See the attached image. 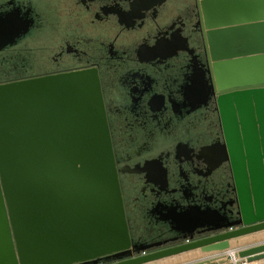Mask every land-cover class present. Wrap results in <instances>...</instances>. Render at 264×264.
I'll return each mask as SVG.
<instances>
[{"label": "water", "instance_id": "obj_1", "mask_svg": "<svg viewBox=\"0 0 264 264\" xmlns=\"http://www.w3.org/2000/svg\"><path fill=\"white\" fill-rule=\"evenodd\" d=\"M200 9L236 217L187 211L173 216L183 241L133 242L98 73L2 82L0 264H148L225 252L232 239L264 231V0H200ZM238 256L264 263V243L240 247Z\"/></svg>", "mask_w": 264, "mask_h": 264}, {"label": "flooded vegetation", "instance_id": "obj_2", "mask_svg": "<svg viewBox=\"0 0 264 264\" xmlns=\"http://www.w3.org/2000/svg\"><path fill=\"white\" fill-rule=\"evenodd\" d=\"M0 83L95 70L135 243L175 245L187 211L236 217L200 0H0Z\"/></svg>", "mask_w": 264, "mask_h": 264}, {"label": "crops", "instance_id": "obj_3", "mask_svg": "<svg viewBox=\"0 0 264 264\" xmlns=\"http://www.w3.org/2000/svg\"><path fill=\"white\" fill-rule=\"evenodd\" d=\"M250 235H253V236L256 235V236L252 237L249 240V242H247L245 244H242V243L233 244L234 239H232L231 240L232 246H231L230 251L234 250V249L239 250L240 247H249V246L264 243V231L253 233ZM247 236H249V235H247ZM235 239H237V238H235ZM228 252H229V250H228ZM223 253L224 252H213V253H210V254H207V255H204V256L198 258L197 260L193 261L192 263L193 264H221V263L216 262V258L220 257ZM201 261H203V262H201ZM249 264H264V263H263V260H259V261L251 262Z\"/></svg>", "mask_w": 264, "mask_h": 264}, {"label": "rangeland", "instance_id": "obj_4", "mask_svg": "<svg viewBox=\"0 0 264 264\" xmlns=\"http://www.w3.org/2000/svg\"><path fill=\"white\" fill-rule=\"evenodd\" d=\"M255 236L249 235V236L239 237L233 240V244H236V243L245 244L249 242V240L252 237H255ZM204 255L206 254L202 253L200 250H193L190 252L181 253L175 256L167 257V258H164V259L152 262V263H148V264H193L192 263L193 261L197 260L198 258Z\"/></svg>", "mask_w": 264, "mask_h": 264}, {"label": "built area", "instance_id": "obj_5", "mask_svg": "<svg viewBox=\"0 0 264 264\" xmlns=\"http://www.w3.org/2000/svg\"><path fill=\"white\" fill-rule=\"evenodd\" d=\"M237 249L229 250L227 253L226 251L218 258H216L217 263L221 264H249L251 262H248L246 259H242L238 256Z\"/></svg>", "mask_w": 264, "mask_h": 264}, {"label": "snow or ice", "instance_id": "obj_6", "mask_svg": "<svg viewBox=\"0 0 264 264\" xmlns=\"http://www.w3.org/2000/svg\"><path fill=\"white\" fill-rule=\"evenodd\" d=\"M4 27H5V21L0 19V31H2Z\"/></svg>", "mask_w": 264, "mask_h": 264}, {"label": "bare ground", "instance_id": "obj_7", "mask_svg": "<svg viewBox=\"0 0 264 264\" xmlns=\"http://www.w3.org/2000/svg\"><path fill=\"white\" fill-rule=\"evenodd\" d=\"M152 263V262H151Z\"/></svg>", "mask_w": 264, "mask_h": 264}]
</instances>
